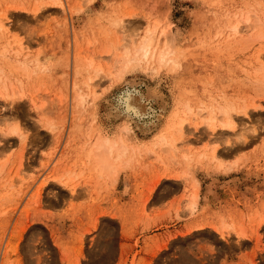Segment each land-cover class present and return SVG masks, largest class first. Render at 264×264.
Returning a JSON list of instances; mask_svg holds the SVG:
<instances>
[{
  "label": "rangeland",
  "instance_id": "374dc122",
  "mask_svg": "<svg viewBox=\"0 0 264 264\" xmlns=\"http://www.w3.org/2000/svg\"><path fill=\"white\" fill-rule=\"evenodd\" d=\"M152 28L180 64L123 70ZM263 66L264 0H0V264H264Z\"/></svg>",
  "mask_w": 264,
  "mask_h": 264
},
{
  "label": "bare ground",
  "instance_id": "6f19581e",
  "mask_svg": "<svg viewBox=\"0 0 264 264\" xmlns=\"http://www.w3.org/2000/svg\"><path fill=\"white\" fill-rule=\"evenodd\" d=\"M8 24L10 25V22ZM118 24H120V23H118ZM1 27L3 29L9 30V26H5V24H2ZM233 31L235 34L238 33V26L237 25L235 26ZM156 42H158V41H156V30L152 28L151 30L147 31L145 36L142 38V40L140 42H138V44L136 46L134 45V47H132V48H126L124 54L121 57V65L120 66L122 67V69L124 70V69L130 67L133 63H136V62H139L140 64L142 62H143V64H144V62H146V63H148V65L149 64H159L160 66L161 65L163 66L165 64H170V62H172V64L174 66H178V63H179L178 60L179 59L178 60L172 59L170 57V55L172 53V48H170L168 45H165L164 48L162 50H160L158 48V45L156 44ZM176 58H178V57H176ZM180 60H182V59H180ZM157 69H159V66ZM130 70H132V69H130ZM258 71H259V73L262 74V78L264 80V66H263V68H258ZM246 108H248V107H246ZM191 110H192V108H189V111H191ZM204 110H207L206 112H208V114H209L208 115L209 117L206 118V120L204 122L205 124H207L209 126V128L214 130V128L216 126L217 119H218L217 116H219V114L222 115L224 118V121L221 123V125H222L221 128L222 127L226 128V129H233L234 128L235 124L233 122L234 120L232 118V113L236 112L237 108L233 103H230V101H228V102L226 101L219 106L211 105L210 107H203L202 111H204ZM242 112L245 115H248L247 109H245V107L243 110L241 109V113ZM15 130H14V128L9 130V134L15 133ZM107 136L108 135L104 136V134L103 135L101 134V136L94 143L93 148H91L92 151H90V152H92L93 155L96 157L95 164L99 167V169H100L99 171H101L104 174H107L110 178H112V180H114V183H116L118 181L120 171L124 165V161H125L124 157H125V153L127 150L125 148L126 146L122 145L118 141H115L113 138L111 139ZM215 153L216 152H214V154ZM214 156H216V155H214ZM202 157L205 158V155H202ZM182 160L184 162L190 163L192 161V157L190 155L186 154L182 157ZM222 165L219 164V166H218L219 169H223L224 166H222ZM97 170H98V168H97ZM227 171H228V169H227ZM187 174L188 173H185L186 176H188ZM189 178H191V177H189ZM194 183L196 186H198V181L196 179H194ZM198 195L199 194L195 193L193 195L192 199L190 198L192 200L191 208H193V209H194L195 205L197 204ZM228 229H231L235 232V236L237 237V240L241 241L245 238H248L245 235L246 233H244V230L241 227L235 228L234 225L228 226V225L222 224V226H220L218 233H220V235L222 237H224L225 234H228L226 232Z\"/></svg>",
  "mask_w": 264,
  "mask_h": 264
},
{
  "label": "crops",
  "instance_id": "0c3cea01",
  "mask_svg": "<svg viewBox=\"0 0 264 264\" xmlns=\"http://www.w3.org/2000/svg\"><path fill=\"white\" fill-rule=\"evenodd\" d=\"M161 182H174V183H177L176 180L167 179V178H164ZM199 191H200V195H201V185L199 187ZM144 237L145 238H154V237L157 238V240L161 242V244H159L158 251H160V250L162 251V250H165L166 249L167 245L170 243L171 240H173L174 238H176V235L173 233V229H169V230H161V231L153 232L151 234L148 233V234H145ZM126 238H127V236H125V235L122 236V239L124 241H126ZM142 241L143 240H140V242H142ZM130 242H133V241L130 240ZM130 244H133V243H130ZM132 252L133 251L131 250V253ZM144 258L145 259H148L147 256H145Z\"/></svg>",
  "mask_w": 264,
  "mask_h": 264
}]
</instances>
